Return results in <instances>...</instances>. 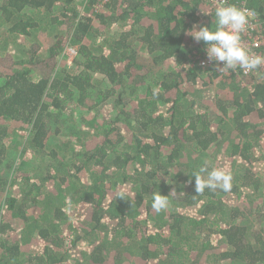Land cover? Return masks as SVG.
Segmentation results:
<instances>
[{
  "label": "trees",
  "instance_id": "obj_1",
  "mask_svg": "<svg viewBox=\"0 0 264 264\" xmlns=\"http://www.w3.org/2000/svg\"><path fill=\"white\" fill-rule=\"evenodd\" d=\"M194 24L203 0H0V264H264V79L198 69ZM205 165L229 191L196 193Z\"/></svg>",
  "mask_w": 264,
  "mask_h": 264
},
{
  "label": "clouds",
  "instance_id": "obj_2",
  "mask_svg": "<svg viewBox=\"0 0 264 264\" xmlns=\"http://www.w3.org/2000/svg\"><path fill=\"white\" fill-rule=\"evenodd\" d=\"M216 27L211 30L208 26L193 25L188 34L197 42H203L204 51L209 62H213L217 72L240 69L251 71L264 64V56L255 55L242 42L241 34L249 24V13L246 9L234 4H221L215 9ZM195 191L203 193L207 188L229 191L231 188V174L225 169H208L202 166L194 172ZM168 205L165 195L153 193L152 207L157 212Z\"/></svg>",
  "mask_w": 264,
  "mask_h": 264
},
{
  "label": "built area",
  "instance_id": "obj_3",
  "mask_svg": "<svg viewBox=\"0 0 264 264\" xmlns=\"http://www.w3.org/2000/svg\"><path fill=\"white\" fill-rule=\"evenodd\" d=\"M101 3H105L107 0H100ZM210 7H212L213 11L217 6L221 4H234L237 7L246 9L249 13V24L247 26L246 31L241 34V39L246 48L250 50L252 54L264 56V22L260 19L258 13L254 8L249 6L245 1L238 2L237 0H203ZM77 56V48L74 44L70 43V41H66L63 50L60 56V60L62 61L65 58L66 63L70 67L73 64L74 59ZM196 58V66L201 71L206 72H215L220 76L230 77V76H240L245 79H256L259 77L260 79H264V64L260 65L258 68L246 71L237 67L234 70H228V72L221 73L217 72L216 67L213 62H209L207 60L205 51L203 50L201 53H197ZM242 85L248 86L247 83H242Z\"/></svg>",
  "mask_w": 264,
  "mask_h": 264
},
{
  "label": "rangeland",
  "instance_id": "obj_4",
  "mask_svg": "<svg viewBox=\"0 0 264 264\" xmlns=\"http://www.w3.org/2000/svg\"><path fill=\"white\" fill-rule=\"evenodd\" d=\"M39 23L40 24H38V28H37L38 30H36L35 34L32 37L29 38V44L28 45H30L32 42H35V43H38V44H43L44 43V39H46L47 37H50V35H53L56 32L55 31V27L52 26V23H50V21H48V19L46 17L44 19H40ZM43 45H45V43ZM2 46L0 47V52L9 51V52H12L16 56V58L22 57L21 56L22 52H19L20 49H21L20 43L12 41V40H9L8 42L4 43ZM74 46H76V48H78L77 44H74ZM67 67H69V66L66 63L65 58H63L62 61L59 59V62H58L57 67H56V69H57L56 71L60 72L63 69H67ZM3 69H6V68L5 67L0 68V70H3ZM153 70H155V71H153L155 73H153V74L150 73V75L147 76L144 79V81L142 83H140L136 87L137 89L142 90L141 92H144L145 87L150 86L151 85V81L153 80L154 77H156L155 75H156L157 71H156V69H153ZM242 83L244 84L245 82H242ZM243 86L244 87H248V86H245V85H243ZM67 124L70 125L71 123H67ZM223 126H225V125H223ZM60 136H62V135H60ZM55 142H57V139L56 140H52V143H55ZM201 161L202 160H200V161H198L196 163L201 164L202 163ZM110 254H114V252L111 251Z\"/></svg>",
  "mask_w": 264,
  "mask_h": 264
},
{
  "label": "crops",
  "instance_id": "obj_5",
  "mask_svg": "<svg viewBox=\"0 0 264 264\" xmlns=\"http://www.w3.org/2000/svg\"><path fill=\"white\" fill-rule=\"evenodd\" d=\"M161 65H164V64H161Z\"/></svg>",
  "mask_w": 264,
  "mask_h": 264
}]
</instances>
